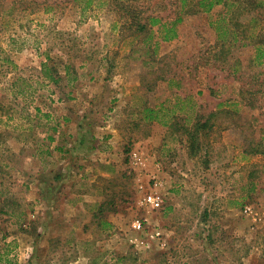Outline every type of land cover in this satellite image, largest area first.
<instances>
[{
  "label": "rangeland",
  "instance_id": "1",
  "mask_svg": "<svg viewBox=\"0 0 264 264\" xmlns=\"http://www.w3.org/2000/svg\"><path fill=\"white\" fill-rule=\"evenodd\" d=\"M197 3L0 0V264H264V64Z\"/></svg>",
  "mask_w": 264,
  "mask_h": 264
},
{
  "label": "trees",
  "instance_id": "2",
  "mask_svg": "<svg viewBox=\"0 0 264 264\" xmlns=\"http://www.w3.org/2000/svg\"><path fill=\"white\" fill-rule=\"evenodd\" d=\"M128 1V0H119V2ZM185 3V2H184ZM198 11L211 12L215 8L223 6L224 10L219 14L218 18L215 20L213 24L216 27V30L219 34V38L226 39L229 34H231L234 38V41L245 40L247 43L253 45L255 50L254 62L258 65L264 64V27L260 25L261 19L258 17L259 14H263L264 3H260L257 0H198L197 3ZM235 10L238 12L236 13ZM244 14L252 15L250 20L247 21L246 24H243L239 21V18ZM153 24H159L161 21L157 18L152 20ZM238 26L242 28L244 26V37L239 40V37L235 32H231L230 26ZM177 37L176 30L167 29L166 34L163 39L166 41L172 40ZM47 67L45 65L44 75L46 78L53 80L50 73L47 71ZM57 82L56 80H53ZM149 113H156L155 110H147ZM147 112V113H148ZM146 120H153L155 118L158 119V116L153 117L150 115L146 116ZM207 123V122H206ZM205 124L199 125L197 123L194 132L190 133V152L194 154L199 150V146L197 144L198 136L197 133L199 128H206Z\"/></svg>",
  "mask_w": 264,
  "mask_h": 264
},
{
  "label": "crops",
  "instance_id": "3",
  "mask_svg": "<svg viewBox=\"0 0 264 264\" xmlns=\"http://www.w3.org/2000/svg\"><path fill=\"white\" fill-rule=\"evenodd\" d=\"M195 100H196L195 103H197V106H198L197 107V110H196V114H195L196 117H197L198 115H200V113H206V112H203V110L201 109V105H205V104H203V102L201 100H199L198 98H196ZM188 109L191 111V108L190 107ZM182 111H184V109H182ZM213 111H215V110H212L211 112H213ZM86 116L87 115H84L83 118L86 117ZM85 126H87V125H85ZM85 126L84 127L77 128V129H79V130H77V135H81V139H80V144H81L80 145V149H81L80 152L81 153L78 154L79 157L82 160H84V159L89 158V156L93 154L92 155L93 156L92 158L95 159V161L97 163L98 162H110L111 159H113V156L111 154L106 153L105 148L103 149L102 147H100L96 143L97 140H94V138L92 137L94 143L93 142L91 143L90 140L88 141L89 138H87V137H88V132L89 131H88V129ZM84 134H86V137H84ZM95 136H96V138L97 137L98 138H103V135L100 134V133L96 134ZM190 155H191V153H190ZM105 208L106 207L104 205H101L100 208H99V210H100L99 211V214L101 212H104V209ZM109 223H111V222L109 221ZM101 225H103V226H109L106 223H102Z\"/></svg>",
  "mask_w": 264,
  "mask_h": 264
},
{
  "label": "built area",
  "instance_id": "4",
  "mask_svg": "<svg viewBox=\"0 0 264 264\" xmlns=\"http://www.w3.org/2000/svg\"><path fill=\"white\" fill-rule=\"evenodd\" d=\"M146 204L151 205V206H159L160 203L162 202V198L159 194H156L154 196H148L145 199ZM134 230L136 231H141L143 229V222L137 221L133 224Z\"/></svg>",
  "mask_w": 264,
  "mask_h": 264
}]
</instances>
